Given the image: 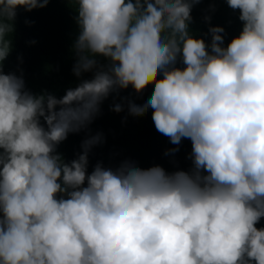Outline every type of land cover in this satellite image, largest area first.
I'll return each instance as SVG.
<instances>
[{
  "label": "clouds",
  "instance_id": "1",
  "mask_svg": "<svg viewBox=\"0 0 264 264\" xmlns=\"http://www.w3.org/2000/svg\"><path fill=\"white\" fill-rule=\"evenodd\" d=\"M48 2L0 0V64L17 7ZM197 3L69 0L72 72L92 76L59 98L0 71V264H264V0H226L242 22L226 46L221 26L208 44L192 34ZM156 76L128 110L151 109L174 145L189 139V171L124 159L88 173L100 134L70 162L56 153L111 93Z\"/></svg>",
  "mask_w": 264,
  "mask_h": 264
},
{
  "label": "trees",
  "instance_id": "2",
  "mask_svg": "<svg viewBox=\"0 0 264 264\" xmlns=\"http://www.w3.org/2000/svg\"><path fill=\"white\" fill-rule=\"evenodd\" d=\"M210 6H214V10ZM72 7L69 0H49L46 7L31 11L18 6L13 20L12 49L0 64V71L22 76L25 88L33 94H52L57 98L80 80L90 79L91 72L79 78L72 72L75 57L71 44L77 33ZM191 16L190 31L206 44L210 43V35H206L209 26L224 28L221 35L225 46L242 26L238 11L229 8L226 0H199L192 7ZM205 16L210 20L205 21ZM177 66L182 67L179 62ZM157 78L159 76L147 78L142 87L133 80L118 93H111L88 127L78 133H69L57 145L56 153L70 162L81 152L85 138L100 134L102 141L92 146L88 153V173L97 162L115 168L124 159L134 160L141 168L160 165L167 172L189 171L192 167L191 141L183 138L179 145H174L155 129L151 109L139 113L128 110V99L143 100ZM116 103L122 105L119 111L112 110ZM173 148L177 151H168ZM256 227H264V218Z\"/></svg>",
  "mask_w": 264,
  "mask_h": 264
}]
</instances>
